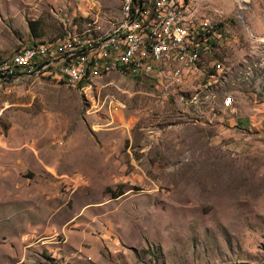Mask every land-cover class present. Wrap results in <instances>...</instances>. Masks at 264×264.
I'll use <instances>...</instances> for the list:
<instances>
[{"label": "rangeland", "instance_id": "obj_1", "mask_svg": "<svg viewBox=\"0 0 264 264\" xmlns=\"http://www.w3.org/2000/svg\"><path fill=\"white\" fill-rule=\"evenodd\" d=\"M185 1L217 33L233 21L235 43L173 97L117 72L0 80V264H264V95L243 101L264 73V0ZM120 8L0 0V61L99 37Z\"/></svg>", "mask_w": 264, "mask_h": 264}, {"label": "built area", "instance_id": "obj_2", "mask_svg": "<svg viewBox=\"0 0 264 264\" xmlns=\"http://www.w3.org/2000/svg\"><path fill=\"white\" fill-rule=\"evenodd\" d=\"M145 1L127 0L125 22L113 29L103 44L67 41V50L58 51L59 41H54L45 49L27 48L22 61H14L5 76L46 66L47 71L64 73L67 77L79 80L85 76L86 71H96L103 65H110L123 68L129 75L136 76L138 82L147 83L149 88L172 97L174 88L189 84L195 76L193 58L197 52H194V45L204 48V56L201 58L206 63H214L222 69L230 61L218 54L221 50L230 51L233 48V21L224 32L207 34V26L218 20L195 15L192 6L185 0H177V7H170V0H159L152 20L144 21ZM153 33H162V41L158 46L145 45V37ZM207 76L212 75L205 74ZM251 90H254V94L264 95V73L251 81L243 101L248 99ZM228 103V112L231 114L236 113L241 106L235 105L229 96ZM193 118L196 119V108L193 110Z\"/></svg>", "mask_w": 264, "mask_h": 264}, {"label": "bare ground", "instance_id": "obj_3", "mask_svg": "<svg viewBox=\"0 0 264 264\" xmlns=\"http://www.w3.org/2000/svg\"><path fill=\"white\" fill-rule=\"evenodd\" d=\"M120 1H121L120 15L115 25L112 28H110V30L100 35L99 37H96L94 39L84 40L82 44L101 45L107 40V36L112 32L113 29H117L118 27L123 25V23L126 20L127 0H120ZM158 3H159V0H146L145 1V7L143 11L144 21L152 20L153 14L155 13V8L158 7ZM170 7H177V0H170ZM217 27L218 26L215 23L207 26V34H217V31H218ZM71 38H72V35L70 34L65 39L59 38L53 41H36V42H32L28 44V46L23 47L22 49L14 53L12 57L5 59L3 61H0V80H22L23 78L28 77L30 75H36V74L39 75L43 73H48V74H51L52 76L57 77L59 80L67 84L77 85V84L84 83L92 74L96 75V74L117 72V73L129 75L128 72L125 71L123 68L110 67V65H103V67H99V69H96V71H86L85 76L83 78H80L79 80H77L75 77H67L64 73L47 71L46 66L35 67L32 70H29L25 73H18L13 76H5L7 69L12 66L14 61H22L23 57L27 54V48L45 49L49 47L52 42L59 41L58 51H66L67 41L72 42ZM161 41H162V33H153L145 37V45L147 46H158V44H160ZM60 43H65L64 45L65 47L60 46ZM203 51H204V48H201V45H194V52H197V56H194L193 58V66H196L195 64H197L198 61L201 59V55ZM205 80H206V77H205ZM174 89L172 90V97H173Z\"/></svg>", "mask_w": 264, "mask_h": 264}, {"label": "trees", "instance_id": "obj_4", "mask_svg": "<svg viewBox=\"0 0 264 264\" xmlns=\"http://www.w3.org/2000/svg\"><path fill=\"white\" fill-rule=\"evenodd\" d=\"M50 38H52V37H50ZM61 38H62V37H61ZM64 45H65V43H60V46L65 47ZM210 72H214V71L211 70ZM119 194H120V193L114 195V197H115V196H118Z\"/></svg>", "mask_w": 264, "mask_h": 264}]
</instances>
